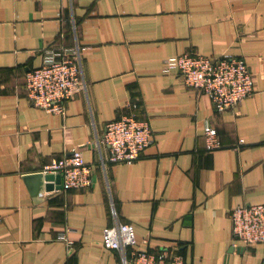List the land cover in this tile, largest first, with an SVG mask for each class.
Listing matches in <instances>:
<instances>
[{"label": "crops", "instance_id": "1", "mask_svg": "<svg viewBox=\"0 0 264 264\" xmlns=\"http://www.w3.org/2000/svg\"><path fill=\"white\" fill-rule=\"evenodd\" d=\"M63 49L79 50L85 86L50 113L29 102L26 73ZM186 52L244 58L253 93L217 111L164 70ZM133 103L152 143L136 161L112 163L106 146L86 143ZM73 148L95 167L91 186L37 199L23 176ZM260 202L264 0H0V264H127L128 249L102 245L118 222L188 264H262L264 242L236 240L230 220L233 207Z\"/></svg>", "mask_w": 264, "mask_h": 264}, {"label": "built area", "instance_id": "2", "mask_svg": "<svg viewBox=\"0 0 264 264\" xmlns=\"http://www.w3.org/2000/svg\"><path fill=\"white\" fill-rule=\"evenodd\" d=\"M165 71H175L182 83L209 97L217 111L238 105L254 91V78L245 59L235 55H209L186 52L164 59ZM83 80L78 49H63L45 56L43 63L26 73L25 89L29 102L50 113H64L66 102L74 95ZM117 119L107 121L96 141L86 145L103 144L109 151L112 163H132L152 143V130L148 119L136 113V104ZM209 148L219 146L216 129H204ZM95 167L86 162L80 148L52 159L42 172L58 174L64 188L87 189L91 186ZM232 233L236 240L250 244L264 242V202L235 206L230 211ZM60 238L64 239L61 235ZM68 244L71 241L67 240ZM102 245L109 249L129 250L127 264H188L179 253L161 249L157 252L141 246L135 227L128 222H118L102 230ZM264 264V256L262 258Z\"/></svg>", "mask_w": 264, "mask_h": 264}, {"label": "water", "instance_id": "3", "mask_svg": "<svg viewBox=\"0 0 264 264\" xmlns=\"http://www.w3.org/2000/svg\"><path fill=\"white\" fill-rule=\"evenodd\" d=\"M26 184L38 199L44 191L61 187V177L58 174L35 172L23 176Z\"/></svg>", "mask_w": 264, "mask_h": 264}]
</instances>
